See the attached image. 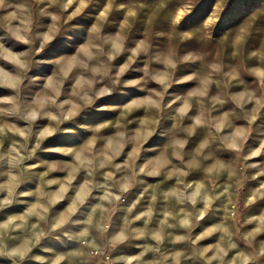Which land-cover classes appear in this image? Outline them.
<instances>
[{"label":"rangeland","instance_id":"1","mask_svg":"<svg viewBox=\"0 0 264 264\" xmlns=\"http://www.w3.org/2000/svg\"><path fill=\"white\" fill-rule=\"evenodd\" d=\"M0 45V264H264V0H5Z\"/></svg>","mask_w":264,"mask_h":264},{"label":"clouds","instance_id":"2","mask_svg":"<svg viewBox=\"0 0 264 264\" xmlns=\"http://www.w3.org/2000/svg\"><path fill=\"white\" fill-rule=\"evenodd\" d=\"M69 3H71V0H69ZM4 6H5V0H0V7H4ZM172 23H173V24H177V23H179V17H177L176 19H174V20L172 21ZM48 39H50V37H49ZM65 39L68 40V41H71V40L73 39V37H72L71 35H67V36H65ZM0 48H2V45H0ZM190 58H191L190 56H184V57L181 58V61H186V60H188V59H190ZM16 62H17V64H19V66H20L21 68H26V66H27L25 62H21L19 59H17ZM173 66H174V65H173ZM0 77H3V78H0V84L10 83L12 87H17V86L21 83V81H20L19 78H9L8 74L5 73V72H3L2 69H0ZM107 91H108V90L106 89V90H105V93H107ZM103 94H104V93H102V95H103ZM182 111H183V110H182ZM4 112H5V109L0 108V114H2V113H4ZM34 117H35V113L33 112V113L31 114V118H34ZM197 123H199V121H197ZM66 134H67V135H73L74 132L71 131V130H68V131L66 132ZM233 147H235V144H233ZM117 199H118V198H117ZM193 203H195V201H193ZM142 215H143V214H142ZM137 219H139V217H137ZM181 223H182L183 226H188V225H189V221H188V220H183V221H181ZM101 230H102V231L104 230L103 227L101 228ZM126 239H127V237L124 235L123 232H121V233L115 235V236L113 237V240H112L111 242H112L113 244H117V243H120V242L125 241ZM156 239L159 240V239H160V236L157 235V236H156ZM9 255H10V256H15L16 253L13 251V252H10Z\"/></svg>","mask_w":264,"mask_h":264},{"label":"bare ground","instance_id":"3","mask_svg":"<svg viewBox=\"0 0 264 264\" xmlns=\"http://www.w3.org/2000/svg\"><path fill=\"white\" fill-rule=\"evenodd\" d=\"M240 12V11H239ZM238 13V11H234L233 13H232V15H236ZM135 36V35H134ZM113 37V36H112ZM116 38V36H114V41H117V39H115ZM119 47H121L122 45H123V43H124V40H120L119 41ZM133 47V46H132ZM258 61H253L252 63H251V65H252V67H253V69H255L256 70V67H258ZM227 71V70H226ZM162 74H163V72H162ZM161 74V75H162ZM205 77V76H204ZM203 80V79H202ZM207 81V80H206ZM217 83V82H216ZM204 85H205V83H204ZM201 86H202V84H201ZM202 88V87H201ZM200 89V88H199ZM242 91V90H241ZM201 92V91H200ZM248 99V98H247Z\"/></svg>","mask_w":264,"mask_h":264},{"label":"built area","instance_id":"4","mask_svg":"<svg viewBox=\"0 0 264 264\" xmlns=\"http://www.w3.org/2000/svg\"><path fill=\"white\" fill-rule=\"evenodd\" d=\"M93 253L97 254L99 253V250H92ZM108 257V255H106Z\"/></svg>","mask_w":264,"mask_h":264},{"label":"crops","instance_id":"5","mask_svg":"<svg viewBox=\"0 0 264 264\" xmlns=\"http://www.w3.org/2000/svg\"><path fill=\"white\" fill-rule=\"evenodd\" d=\"M103 241H101V243H102ZM98 247H101V246H98Z\"/></svg>","mask_w":264,"mask_h":264}]
</instances>
